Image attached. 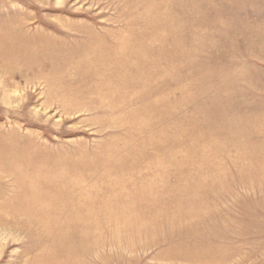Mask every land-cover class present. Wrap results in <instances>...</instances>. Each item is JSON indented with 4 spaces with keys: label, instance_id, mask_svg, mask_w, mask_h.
<instances>
[{
    "label": "rangeland",
    "instance_id": "1",
    "mask_svg": "<svg viewBox=\"0 0 264 264\" xmlns=\"http://www.w3.org/2000/svg\"><path fill=\"white\" fill-rule=\"evenodd\" d=\"M0 264H264V0H0Z\"/></svg>",
    "mask_w": 264,
    "mask_h": 264
}]
</instances>
